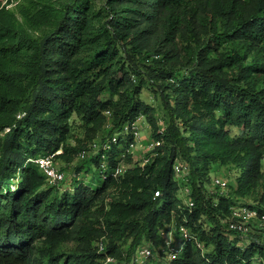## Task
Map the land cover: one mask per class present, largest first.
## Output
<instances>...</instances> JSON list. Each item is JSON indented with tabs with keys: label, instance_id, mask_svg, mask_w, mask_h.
Instances as JSON below:
<instances>
[{
	"label": "trees",
	"instance_id": "16d2710c",
	"mask_svg": "<svg viewBox=\"0 0 264 264\" xmlns=\"http://www.w3.org/2000/svg\"><path fill=\"white\" fill-rule=\"evenodd\" d=\"M139 115L162 140L144 164L124 129ZM82 152L54 184L35 161ZM213 163L231 194L206 195ZM249 194L258 202L240 204L263 215L264 0H0V264H130L143 242L175 250L169 264H264V222L246 234L227 223Z\"/></svg>",
	"mask_w": 264,
	"mask_h": 264
},
{
	"label": "rangeland",
	"instance_id": "374dc122",
	"mask_svg": "<svg viewBox=\"0 0 264 264\" xmlns=\"http://www.w3.org/2000/svg\"><path fill=\"white\" fill-rule=\"evenodd\" d=\"M142 99L147 102L148 104L153 105L155 108H157V100L154 98L152 92L145 88L143 90L142 93ZM155 114L157 115V119H158V126L159 128H161V130H163L166 127L165 121L163 119L162 113L160 111L159 108H157ZM111 125H106L105 128L99 133V135L97 136V138L95 139V146L94 148H97L100 144H102V142L104 141V137H106V135L108 134V131L110 130ZM140 138L138 141H136L135 145L133 147H131L130 151L134 156V162H138L143 164L144 162V158L147 157L149 155V145L150 143L153 141V139H155L153 137V127L151 126V124L148 122V120L143 116V122L140 125ZM123 132L122 131H115V136H119L121 135ZM123 136V135H122ZM81 157L80 155L76 156L74 158V160L71 163H67L62 159H55L54 158V163L56 165V167L59 170H62L65 172V180L69 181L70 180V176L72 174V167L74 164L79 163L81 161ZM124 166H130V162L128 161V158H123L122 162H121ZM176 163H184L187 164L186 161H184L181 158H178L176 160ZM79 176H84L89 178V175L86 176V174L81 173ZM188 176H189V172L188 174H179L176 175V178L181 181V182H188ZM209 176H210V180H206L204 179L203 183H204V188L206 190V195L207 196H211V197H216L218 194H231V190L232 187L235 186V181L233 178H231L230 176V172L228 170V167L225 165H221L219 163H213L210 171H209ZM220 177L221 179H224L228 185L227 186H221V185H217L216 183H214V179ZM18 179H16L17 181ZM182 186L180 188V190L178 191V195L179 197L182 199L184 204H187L188 199L191 197L189 196V192L186 191L187 187L189 185H183V183H181ZM187 186V187H186ZM189 188V187H188ZM259 195H247L245 197H239V198H235V202L236 203H242L244 202H249V203H257L258 202V197ZM264 205V204H263ZM223 221V220H222ZM256 219H252L250 221H248V225L249 228L251 229L253 225H258L257 224ZM201 222L203 224V227L206 228L207 230H209L212 227V223L211 221L208 219V217L206 215H202L201 218L197 221ZM190 229H187V232H189ZM254 232H257L256 230ZM165 238L170 242L171 239H173L172 237V233H165ZM251 240L250 236H245L243 238V241H246L247 243H249ZM146 245H150V243H146L143 242L140 247L142 246H146ZM180 246V242L177 243V247ZM155 254L151 259H145L141 264H169L170 259H169V251H167V253H165L164 255L161 253V251L159 252L157 248H155ZM138 259H141V256H139L138 251H136L134 253V255L132 256L131 259V263L132 261L135 263L137 262ZM117 264H125V262L121 261V260H117ZM130 263V264H131ZM133 263V264H134Z\"/></svg>",
	"mask_w": 264,
	"mask_h": 264
},
{
	"label": "built area",
	"instance_id": "2783aa9c",
	"mask_svg": "<svg viewBox=\"0 0 264 264\" xmlns=\"http://www.w3.org/2000/svg\"><path fill=\"white\" fill-rule=\"evenodd\" d=\"M143 120V115H139L131 121L130 123H127L125 125V132H131L134 137V141L130 144V149L133 147L136 143V141L140 138V123ZM115 141V136H114ZM162 144L161 139H153V141L149 145V155L144 158V163L148 162L151 157L156 155V147L160 146ZM85 152H82L80 154V157H84ZM35 161L38 163L40 168L43 170V172L46 174L48 181L50 184H54L56 182H59L65 178V172L62 170H59L55 163H54V154H44L35 159ZM175 173L176 175L179 174H188L189 167L187 164L184 163H176L174 165ZM125 170L124 165L117 166L115 170V174H121ZM214 183L221 186H226L227 182L224 179H221L220 177H217L214 179ZM187 192L190 191V189L187 187ZM159 191L155 192V195H158ZM189 207H192L194 205V202L192 198L190 197L187 202ZM256 219L261 220L264 222V214L259 216V213L257 209L251 208L248 205L240 204V205H232L231 206V215L227 219V223L229 225V228L235 231L240 232L241 234H246L249 230L248 221ZM180 230L187 234V228L181 227ZM262 237L264 239V230L262 232ZM96 245L98 246V250L101 252L105 251V243L102 240L97 241ZM155 247L153 246H142L138 249V254L141 256V259H138L137 262L134 264H141L145 259H151L155 254ZM169 259L172 260L177 257V252L175 250H171L169 252ZM117 258L111 254L105 253V256L103 257L102 261L103 264H117Z\"/></svg>",
	"mask_w": 264,
	"mask_h": 264
},
{
	"label": "crops",
	"instance_id": "0c3cea01",
	"mask_svg": "<svg viewBox=\"0 0 264 264\" xmlns=\"http://www.w3.org/2000/svg\"><path fill=\"white\" fill-rule=\"evenodd\" d=\"M142 122H143V120H142ZM142 122H141V123H142ZM141 123H140V125H141Z\"/></svg>",
	"mask_w": 264,
	"mask_h": 264
}]
</instances>
